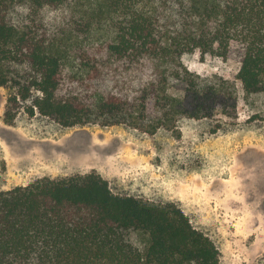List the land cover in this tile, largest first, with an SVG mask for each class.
I'll return each instance as SVG.
<instances>
[{
    "label": "trees",
    "instance_id": "16d2710c",
    "mask_svg": "<svg viewBox=\"0 0 264 264\" xmlns=\"http://www.w3.org/2000/svg\"><path fill=\"white\" fill-rule=\"evenodd\" d=\"M76 1L0 0V86L13 91L7 124L30 100V116L64 127L124 124L149 134L184 117L236 110L234 83L183 64L196 51L238 55L245 94L264 92V0H151L149 11L105 0L101 14L124 20L111 40L83 55L88 73L72 77L67 90V35L78 36V25L73 18L57 28L48 16ZM0 264H220V251L176 203L115 194L92 172L0 191Z\"/></svg>",
    "mask_w": 264,
    "mask_h": 264
},
{
    "label": "rangeland",
    "instance_id": "374dc122",
    "mask_svg": "<svg viewBox=\"0 0 264 264\" xmlns=\"http://www.w3.org/2000/svg\"><path fill=\"white\" fill-rule=\"evenodd\" d=\"M132 1L147 11L153 6L151 0ZM104 6L105 0H77L48 16L57 28L73 18L78 25V36L67 35L73 45L64 60L67 90L72 77L88 73L83 55L111 40L124 20L122 13L101 14ZM182 61L201 77L234 83L237 109L184 117L173 129L149 134L124 124L64 127L38 112L30 116V100L21 102L9 125L5 112L13 91L0 86V191L96 172L115 194L176 203L215 242L220 264H264V92L245 94L238 55L223 59L196 51ZM170 93L183 96L181 87Z\"/></svg>",
    "mask_w": 264,
    "mask_h": 264
},
{
    "label": "bare ground",
    "instance_id": "6f19581e",
    "mask_svg": "<svg viewBox=\"0 0 264 264\" xmlns=\"http://www.w3.org/2000/svg\"><path fill=\"white\" fill-rule=\"evenodd\" d=\"M128 153V152H127ZM252 179H254V178H252ZM254 181V180H253Z\"/></svg>",
    "mask_w": 264,
    "mask_h": 264
}]
</instances>
